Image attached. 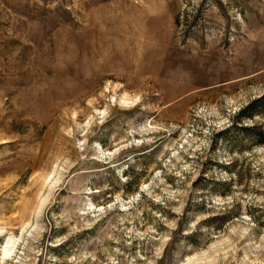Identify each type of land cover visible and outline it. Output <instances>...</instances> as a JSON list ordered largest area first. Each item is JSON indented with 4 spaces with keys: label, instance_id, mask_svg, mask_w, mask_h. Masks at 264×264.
<instances>
[{
    "label": "rangeland",
    "instance_id": "1",
    "mask_svg": "<svg viewBox=\"0 0 264 264\" xmlns=\"http://www.w3.org/2000/svg\"><path fill=\"white\" fill-rule=\"evenodd\" d=\"M0 264H264V0H0Z\"/></svg>",
    "mask_w": 264,
    "mask_h": 264
},
{
    "label": "bare ground",
    "instance_id": "2",
    "mask_svg": "<svg viewBox=\"0 0 264 264\" xmlns=\"http://www.w3.org/2000/svg\"><path fill=\"white\" fill-rule=\"evenodd\" d=\"M9 243H11V240H10V239L8 240V244H9ZM5 246H6V245H5ZM4 248H5V247H4ZM9 250H11V249H10V248L7 249V247H6V251H5V252L8 253ZM3 252H4V251H3Z\"/></svg>",
    "mask_w": 264,
    "mask_h": 264
},
{
    "label": "trees",
    "instance_id": "3",
    "mask_svg": "<svg viewBox=\"0 0 264 264\" xmlns=\"http://www.w3.org/2000/svg\"><path fill=\"white\" fill-rule=\"evenodd\" d=\"M262 137V136H261Z\"/></svg>",
    "mask_w": 264,
    "mask_h": 264
}]
</instances>
